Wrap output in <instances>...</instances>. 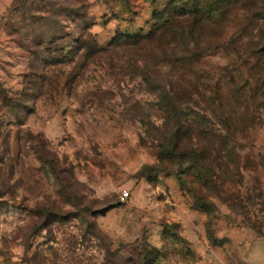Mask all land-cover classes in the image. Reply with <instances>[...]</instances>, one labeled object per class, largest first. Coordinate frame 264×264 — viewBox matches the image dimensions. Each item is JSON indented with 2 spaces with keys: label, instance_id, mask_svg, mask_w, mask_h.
<instances>
[{
  "label": "rangeland",
  "instance_id": "374dc122",
  "mask_svg": "<svg viewBox=\"0 0 264 264\" xmlns=\"http://www.w3.org/2000/svg\"><path fill=\"white\" fill-rule=\"evenodd\" d=\"M0 264H264V0H0Z\"/></svg>",
  "mask_w": 264,
  "mask_h": 264
},
{
  "label": "trees",
  "instance_id": "16d2710c",
  "mask_svg": "<svg viewBox=\"0 0 264 264\" xmlns=\"http://www.w3.org/2000/svg\"><path fill=\"white\" fill-rule=\"evenodd\" d=\"M160 23V22H159ZM160 26L158 27V35L154 37L155 45L159 49H165L169 47L171 44L178 43L181 39V33H179L178 25L173 23H168V21H163ZM156 30V31H157ZM160 33V34H159ZM121 39V36H116L114 43H118ZM124 42L130 44H136L139 40H131L129 37L123 39ZM152 254H155L153 250H144V254H142L144 261H150L152 258ZM156 258V256H155Z\"/></svg>",
  "mask_w": 264,
  "mask_h": 264
},
{
  "label": "built area",
  "instance_id": "2783aa9c",
  "mask_svg": "<svg viewBox=\"0 0 264 264\" xmlns=\"http://www.w3.org/2000/svg\"><path fill=\"white\" fill-rule=\"evenodd\" d=\"M128 195H129L128 192L127 191H124V192L121 193L120 199L121 200H125L128 197Z\"/></svg>",
  "mask_w": 264,
  "mask_h": 264
}]
</instances>
